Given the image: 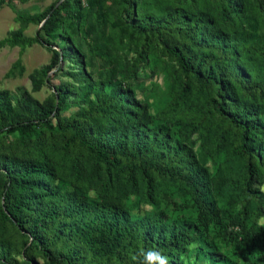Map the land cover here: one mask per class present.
I'll return each mask as SVG.
<instances>
[{"label": "trees", "instance_id": "obj_1", "mask_svg": "<svg viewBox=\"0 0 264 264\" xmlns=\"http://www.w3.org/2000/svg\"><path fill=\"white\" fill-rule=\"evenodd\" d=\"M121 1L123 24L142 36L140 56L146 54L149 38L154 36L160 53L176 64V74L181 75L176 80L182 104L194 92L224 128L217 124L201 135L205 151L196 156L164 126L144 135L142 128L151 122L148 108L116 85L107 97L101 90L97 92L87 119L65 125L59 117L66 97L61 88L54 87L53 99L42 105L26 97L21 112H14L6 92L0 91V138L15 134L24 143L34 134L33 145L38 149L34 155L39 156L25 159L29 157L24 151L19 152L21 157L12 152L0 154V221L18 232L23 255L17 263L10 248L0 244V264H33L34 256L45 264H144L142 253L149 249L166 256L167 264H182L178 256L194 237L199 238L200 227L190 236L162 210L144 212L141 217L132 211L140 205L156 209L164 183L184 189L203 224L217 221L216 196L227 193L225 212L232 214L239 206L232 222L246 231L251 243L264 241V228L246 223L251 215L254 220L264 218V199L254 187L259 176L264 184V65L260 60L264 52L260 39L243 32L241 21L250 2L264 20V0H214L212 12L205 7L180 9L173 12L172 21L138 19L135 0ZM91 3L99 10L104 0ZM80 4V0H56L35 17L19 18L21 26L30 21L39 26L29 41L52 53L50 63L32 76L35 90L70 55L41 32L50 36L65 23L66 16L79 23L80 13L72 7ZM6 41L12 46L26 43L16 34ZM74 51L75 57L83 56L81 49ZM78 76L79 81L87 77L82 68ZM38 129L45 131L39 133ZM46 132L101 167L105 182L98 200L90 201L89 188L66 182L61 171L41 157L44 149L39 143ZM223 149L234 172L224 167L217 168L218 175H211L206 159H215ZM71 162L77 171L78 165ZM163 197L166 199L165 193Z\"/></svg>", "mask_w": 264, "mask_h": 264}, {"label": "rangeland", "instance_id": "obj_2", "mask_svg": "<svg viewBox=\"0 0 264 264\" xmlns=\"http://www.w3.org/2000/svg\"><path fill=\"white\" fill-rule=\"evenodd\" d=\"M55 1L0 0V91L6 92L14 112H21L26 97L38 105L52 100L53 88L59 87L66 95L63 110L59 113L61 124L65 125L76 119L84 120L88 118L87 109L96 100L97 92L101 90L107 97L112 86L116 85L128 91L131 100L148 108L151 122L142 128L144 135L148 136L152 128L164 126L170 136L184 142L192 148L196 156H200L205 151L201 144V135L214 130L217 124L223 129L224 124L217 120V115L209 114L205 107L206 101L197 97L194 92L182 104L179 82L176 80L181 75L176 74V64L160 53V46L154 36L149 38L146 54L143 58L140 56L142 36L136 34L128 24H123L124 3L121 0H104L99 10L97 9L99 13L94 9L91 0H80V5L72 7L80 13L79 23L66 16L65 23L50 36L41 32L42 37L58 42L70 55L58 64L57 69L48 73L37 90L33 88L32 76L50 63L52 53L50 48L29 41L35 37L39 26L32 21L21 26L19 18L35 17ZM135 4L136 18L149 17L154 21H172L173 12L180 9L198 11L205 7L212 12L215 6L214 0H135ZM245 12L241 20L244 23L243 32L252 39H260V50L264 52V20L251 2ZM75 24H78L77 27ZM13 34L26 43L10 45L6 40ZM76 49H81L83 56L75 57L73 52ZM77 60L82 63L79 64ZM260 60L264 65V58ZM81 68L87 75L85 81L82 78L79 81ZM75 88H79L78 91ZM55 102H58L57 98ZM114 114L118 115L117 112ZM55 125L56 121L53 119L52 126ZM44 131L37 130L39 133ZM29 136L23 143L15 134L3 135L0 138V154L12 152L21 157L20 153L24 151L27 154L25 156L29 157L25 159L38 158V155H34L38 150L33 145L34 134ZM41 138L39 146L44 149L41 157L61 171L66 182L89 188L90 201L98 200L105 182L101 167L89 161L82 152L68 148L62 139L56 136L51 138L48 132L41 134ZM71 161L78 165L79 169L75 167L77 171ZM206 166L214 176L219 174L217 168L231 167V172H234L225 149L216 153L215 159L207 158ZM257 181L254 187L261 192L264 199L261 176ZM163 186L167 197L164 199V193L159 196L156 209L140 205L132 211L137 213L134 215L141 217L144 212L162 210L168 218L180 223V227L190 236L196 234L195 227H200L199 238L194 237L185 247L178 256L179 262L264 264V241L254 240L251 243L246 238V231L232 222L231 218L236 215L239 206L235 207L232 214L225 212L227 193L221 191L216 196L214 206L218 210L217 221L211 219L203 224L200 223L201 218L197 212L190 207V200L181 186L164 183L160 189ZM246 223L247 226L254 223L257 227L264 228V218L254 220L251 215ZM0 244L10 248L17 263L23 260L18 232L1 221ZM33 264L45 262L41 257L34 256Z\"/></svg>", "mask_w": 264, "mask_h": 264}, {"label": "clouds", "instance_id": "obj_3", "mask_svg": "<svg viewBox=\"0 0 264 264\" xmlns=\"http://www.w3.org/2000/svg\"><path fill=\"white\" fill-rule=\"evenodd\" d=\"M145 257L144 264H167V257L155 249L142 253Z\"/></svg>", "mask_w": 264, "mask_h": 264}]
</instances>
